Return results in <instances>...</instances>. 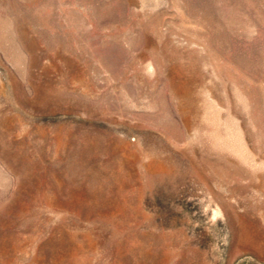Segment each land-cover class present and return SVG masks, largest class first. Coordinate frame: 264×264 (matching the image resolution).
<instances>
[{
    "label": "rangeland",
    "instance_id": "rangeland-1",
    "mask_svg": "<svg viewBox=\"0 0 264 264\" xmlns=\"http://www.w3.org/2000/svg\"><path fill=\"white\" fill-rule=\"evenodd\" d=\"M0 264H264V0H0Z\"/></svg>",
    "mask_w": 264,
    "mask_h": 264
}]
</instances>
